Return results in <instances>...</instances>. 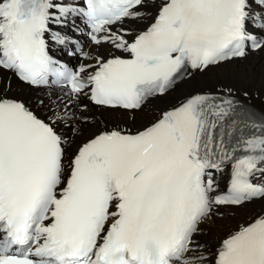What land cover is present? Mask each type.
Returning a JSON list of instances; mask_svg holds the SVG:
<instances>
[{
	"label": "snow or ice",
	"instance_id": "1",
	"mask_svg": "<svg viewBox=\"0 0 264 264\" xmlns=\"http://www.w3.org/2000/svg\"><path fill=\"white\" fill-rule=\"evenodd\" d=\"M258 203L264 0H0V264H264Z\"/></svg>",
	"mask_w": 264,
	"mask_h": 264
},
{
	"label": "bare ground",
	"instance_id": "2",
	"mask_svg": "<svg viewBox=\"0 0 264 264\" xmlns=\"http://www.w3.org/2000/svg\"><path fill=\"white\" fill-rule=\"evenodd\" d=\"M198 82L203 87H211L212 83L214 82V78L208 77V78L200 79V80H198ZM142 122H146V118H142L140 121H138L137 122L138 126ZM261 207H264V205H261L259 203L254 204V205H250L247 209L240 212L241 218L239 220H243L247 216H250L251 214H253V212H255L257 209H260ZM237 221H238L237 217H230V216H225L222 219H218L216 221V223L221 224V226L219 228L213 230L212 236L210 237V235H209V237L212 239V241L217 242L219 240V238L221 236H223L224 232H221V231H224L225 229H227L228 224H231L233 226L234 224L237 223ZM215 224H212V226H215Z\"/></svg>",
	"mask_w": 264,
	"mask_h": 264
},
{
	"label": "rangeland",
	"instance_id": "3",
	"mask_svg": "<svg viewBox=\"0 0 264 264\" xmlns=\"http://www.w3.org/2000/svg\"><path fill=\"white\" fill-rule=\"evenodd\" d=\"M210 235V237L212 236V234H209Z\"/></svg>",
	"mask_w": 264,
	"mask_h": 264
}]
</instances>
